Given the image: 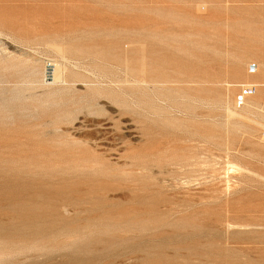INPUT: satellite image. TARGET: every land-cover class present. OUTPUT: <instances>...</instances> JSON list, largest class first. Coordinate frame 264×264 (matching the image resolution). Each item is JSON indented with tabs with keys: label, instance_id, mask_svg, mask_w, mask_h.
Segmentation results:
<instances>
[{
	"label": "rangeland",
	"instance_id": "obj_1",
	"mask_svg": "<svg viewBox=\"0 0 264 264\" xmlns=\"http://www.w3.org/2000/svg\"><path fill=\"white\" fill-rule=\"evenodd\" d=\"M0 264H264V0H0Z\"/></svg>",
	"mask_w": 264,
	"mask_h": 264
},
{
	"label": "bare ground",
	"instance_id": "obj_2",
	"mask_svg": "<svg viewBox=\"0 0 264 264\" xmlns=\"http://www.w3.org/2000/svg\"><path fill=\"white\" fill-rule=\"evenodd\" d=\"M194 153H195V152H194ZM192 156H194V155H192ZM192 156H191V157H192ZM188 157H189V156H188ZM195 158H196V157H195ZM195 158H194V159H195ZM198 158H199V155H198ZM198 158H197V159H198ZM185 159H186V157H185ZM185 159H184V161H183V160H181V161H182V162H185V161L187 160V159H186V160H185ZM190 159H192V158H190ZM190 159H188V160H190ZM182 162H181V163H182ZM187 162H188V161H187ZM187 162H186L185 164H188V165H189V162H188V163H187ZM196 162H197V161H195V163H196ZM181 163H180V164H181ZM195 163H194V164H195ZM185 164H184V165H185ZM182 165H183V164H182ZM184 165H183V166H184ZM189 166H190V165H189Z\"/></svg>",
	"mask_w": 264,
	"mask_h": 264
}]
</instances>
